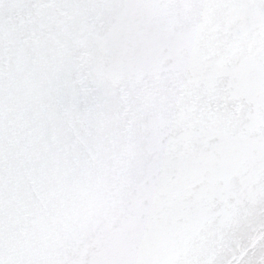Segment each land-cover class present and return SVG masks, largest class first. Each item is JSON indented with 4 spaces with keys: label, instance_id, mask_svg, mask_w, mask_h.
<instances>
[{
    "label": "snow or ice",
    "instance_id": "6c2138e0",
    "mask_svg": "<svg viewBox=\"0 0 264 264\" xmlns=\"http://www.w3.org/2000/svg\"><path fill=\"white\" fill-rule=\"evenodd\" d=\"M0 264H264V0H0Z\"/></svg>",
    "mask_w": 264,
    "mask_h": 264
}]
</instances>
